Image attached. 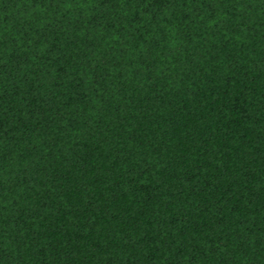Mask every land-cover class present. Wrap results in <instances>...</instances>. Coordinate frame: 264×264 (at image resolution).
Wrapping results in <instances>:
<instances>
[{
  "label": "trees",
  "instance_id": "trees-1",
  "mask_svg": "<svg viewBox=\"0 0 264 264\" xmlns=\"http://www.w3.org/2000/svg\"><path fill=\"white\" fill-rule=\"evenodd\" d=\"M0 264H264V0H0Z\"/></svg>",
  "mask_w": 264,
  "mask_h": 264
}]
</instances>
